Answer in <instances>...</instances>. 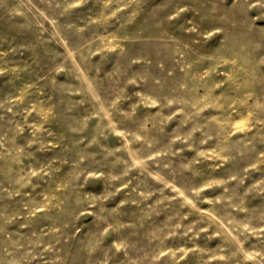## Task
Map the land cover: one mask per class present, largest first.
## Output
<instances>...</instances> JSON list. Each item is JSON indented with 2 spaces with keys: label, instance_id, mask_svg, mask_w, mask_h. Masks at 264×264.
<instances>
[{
  "label": "rangeland",
  "instance_id": "1",
  "mask_svg": "<svg viewBox=\"0 0 264 264\" xmlns=\"http://www.w3.org/2000/svg\"><path fill=\"white\" fill-rule=\"evenodd\" d=\"M0 264H264V0H0Z\"/></svg>",
  "mask_w": 264,
  "mask_h": 264
}]
</instances>
